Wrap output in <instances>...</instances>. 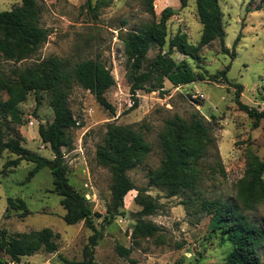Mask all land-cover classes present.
Listing matches in <instances>:
<instances>
[{
	"label": "rangeland",
	"instance_id": "obj_1",
	"mask_svg": "<svg viewBox=\"0 0 264 264\" xmlns=\"http://www.w3.org/2000/svg\"><path fill=\"white\" fill-rule=\"evenodd\" d=\"M226 31L225 45L235 47L236 57L222 51V42L215 40L200 48L194 58L173 49L171 56L187 60L203 79L175 85L165 80V91L139 90V105L135 109L128 79V56L122 35L138 30L161 19L162 11L172 6L175 14L168 20V36L163 52L177 34H185L188 43L198 45L203 25L197 0H156L155 13L148 11L145 0H39L41 25L49 30L45 43L29 57L20 61L1 59L0 74L13 78L16 71L39 65L46 73L53 57H59L73 67L90 58L100 59L112 69L116 83L106 93L115 113L100 105L95 95L78 83L66 90L69 106L78 121L68 132L63 147L71 184L85 195L94 211V223L101 232L95 247L97 264H223L233 245L213 221L214 213L205 201L238 204L251 220L264 227V174L254 178L255 169L264 162V119L258 126L255 119L241 111L236 104V88L243 85L241 100L257 109H264V1L219 0ZM21 0H0V10H12ZM263 5L261 9H256ZM159 46L149 51L146 66L153 60ZM230 65V83L211 80ZM37 97H40L38 103ZM8 94L0 92V99ZM51 89L37 94L29 92L18 104L20 121L12 115L3 118L4 139L19 138L28 149L53 160L55 155L40 136V126L54 120ZM194 112L202 115L211 128L214 145L201 158V177L194 189H182L174 196L159 186L149 185L150 173L163 161L160 145L166 121L179 114L189 118ZM109 123L132 125L144 133L152 150L129 170L128 175L137 188H146L158 204L156 212L145 217L160 227L158 235L136 240L134 225L142 205L137 201L138 190L125 198V206L111 223H107V206L112 202L113 183L109 167L100 164L97 147L103 143ZM17 155L4 151L0 157V229L10 235L40 231L49 227L54 232L58 249L49 253L39 249L23 256L21 262L11 260L0 250V264H69L85 259L84 248L94 233L84 222L69 224L62 196L53 191L54 176L47 166L28 178L36 166L22 160L17 166L7 163ZM254 193V194H253ZM261 196V197H259ZM9 198L22 199L31 213L8 209ZM121 244L131 249L129 258L118 251ZM264 261V244L259 248Z\"/></svg>",
	"mask_w": 264,
	"mask_h": 264
},
{
	"label": "trees",
	"instance_id": "obj_2",
	"mask_svg": "<svg viewBox=\"0 0 264 264\" xmlns=\"http://www.w3.org/2000/svg\"><path fill=\"white\" fill-rule=\"evenodd\" d=\"M39 0H21V5L12 10H0V60L20 61L34 54L45 43L49 30L41 25ZM156 0H145L149 12L155 13ZM264 1V0H261ZM186 6L188 0H181ZM259 5L256 9H261ZM197 10L203 25L202 36L198 45L187 42L185 34H177L170 40L169 50L163 52L168 36V20L175 14L172 6H167L159 21L145 24L138 30H131L122 35L125 52L128 56V79L130 93L134 98L135 109L139 105V90L148 92L165 91V80L175 85L187 84L203 79V74L196 72L187 61L177 62L172 56L174 48L191 57L197 58L200 48L215 40L222 42V51L234 59L235 47L230 50L225 45L226 31L223 13L219 0H197ZM154 45L159 46L157 56L146 66L149 51ZM228 65L210 79L216 82L230 83L227 73ZM73 83H78L90 90L98 103L115 113V107L106 97L107 91L115 85L116 80L112 69L100 59L90 58L77 62L73 67L59 57H53L49 72L46 73L39 65L16 71L13 78L0 74V92L8 94L6 100L0 99V157L4 151L16 154L17 158L9 161L8 166H17L22 160L35 163L28 178L33 177L44 167H51L54 176L53 191L62 196V205L67 210L65 221L69 224L84 222L94 233L84 248L85 259L69 261V264H97L94 259L95 247L101 236L94 223V211L84 194L70 182L68 164L65 162L63 147L68 143V132L77 127V119L67 100V91ZM236 88L235 101L239 109L255 119L256 126L264 119V109L260 110L241 100L243 85L231 83ZM51 89L54 120L47 126H40V136L48 143L55 155L53 160L26 148L19 138L4 139L2 119L12 115V119L20 121L18 104L27 99L31 91L37 94L42 90ZM38 103L41 101L37 97ZM163 149V161L159 169L150 173L149 185L164 188L169 196L176 195L182 189H194L200 180L199 164L210 147L214 145L211 128L205 118L194 112L189 118L175 114L165 123L160 140ZM152 150L144 133L132 125L109 123L103 143L98 145L96 157L100 164L109 167L113 183L112 202L107 206L106 222L111 223L125 206V198L132 190H138L137 201L142 205L139 218L134 225L133 236L136 240L158 235L160 227L145 217L158 209V204L147 194L146 188H137L128 175L140 161ZM264 174V162L255 169V177ZM254 194V193H253ZM261 197V196H259ZM8 209L23 210V214L31 213L22 199L9 198ZM204 207L214 213L213 221L223 231L233 248L223 264H264L259 248L264 244V227L251 220L238 204L219 201H205ZM54 232L46 227L40 231L16 233L10 235L6 228L0 229V250L19 263L23 256L33 255L39 249L49 253L58 249ZM121 255L129 258L130 248L118 245ZM132 264H137L135 259Z\"/></svg>",
	"mask_w": 264,
	"mask_h": 264
}]
</instances>
